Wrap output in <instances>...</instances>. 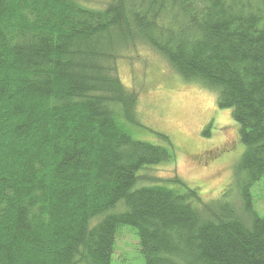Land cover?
Returning a JSON list of instances; mask_svg holds the SVG:
<instances>
[{"label":"trees","instance_id":"1","mask_svg":"<svg viewBox=\"0 0 264 264\" xmlns=\"http://www.w3.org/2000/svg\"><path fill=\"white\" fill-rule=\"evenodd\" d=\"M135 44L231 110L237 203L179 177L138 186L174 154L124 127L136 100L110 65ZM263 179L264 0H0V264H111L121 227L144 264H264Z\"/></svg>","mask_w":264,"mask_h":264},{"label":"rangeland","instance_id":"2","mask_svg":"<svg viewBox=\"0 0 264 264\" xmlns=\"http://www.w3.org/2000/svg\"><path fill=\"white\" fill-rule=\"evenodd\" d=\"M77 1L96 10L111 0ZM110 66L124 90L135 96L136 124L124 125L131 137L164 146L157 137L162 135L172 145L173 161L147 167L140 173L138 186L149 184L145 177L163 181L179 177L187 187L198 189L205 202L229 189L230 200L237 203L244 179L238 169L244 146L231 110L219 109L215 94L183 81L162 57L144 45L123 49ZM209 151L212 155L204 156ZM251 195L256 209L264 214V179L251 189ZM112 254L111 264H144L137 236L129 227L117 231Z\"/></svg>","mask_w":264,"mask_h":264},{"label":"flooded vegetation","instance_id":"3","mask_svg":"<svg viewBox=\"0 0 264 264\" xmlns=\"http://www.w3.org/2000/svg\"><path fill=\"white\" fill-rule=\"evenodd\" d=\"M226 151H229L228 149H224L223 152H226ZM218 153H220L219 150H217ZM211 153H213V151H209V152H206L204 156H210L212 155Z\"/></svg>","mask_w":264,"mask_h":264}]
</instances>
